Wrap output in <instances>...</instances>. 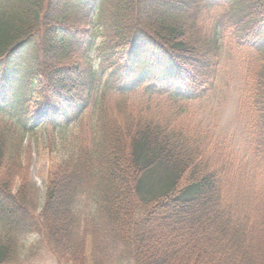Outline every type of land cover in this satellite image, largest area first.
I'll return each instance as SVG.
<instances>
[{
  "label": "trees",
  "instance_id": "obj_1",
  "mask_svg": "<svg viewBox=\"0 0 264 264\" xmlns=\"http://www.w3.org/2000/svg\"><path fill=\"white\" fill-rule=\"evenodd\" d=\"M202 4L226 12L205 27ZM225 30L237 46L264 50V0H0V111L20 133L39 122L65 130L88 107L102 115L92 149L64 162L66 174L48 183L39 215L21 184L18 194L12 182L0 185V264H21L16 239L27 233L49 235L51 253L70 262L62 237L74 224L70 184L88 173L122 261L264 264V166L260 188L227 194L235 163L219 160L208 133L179 118L182 103L215 79ZM69 51L74 63L61 66ZM251 84L255 158L264 161V65ZM139 87L147 108L127 111ZM108 93L122 97L116 119L107 116ZM3 145L0 139V169Z\"/></svg>",
  "mask_w": 264,
  "mask_h": 264
},
{
  "label": "rangeland",
  "instance_id": "obj_2",
  "mask_svg": "<svg viewBox=\"0 0 264 264\" xmlns=\"http://www.w3.org/2000/svg\"><path fill=\"white\" fill-rule=\"evenodd\" d=\"M224 8V6L212 5L211 8L204 9L200 21L205 27L212 26L216 19L226 12ZM80 26L82 29L85 27ZM225 31L220 65L215 79L193 101L182 103L184 112L179 118L181 123L189 120L194 130L201 134L208 133L207 140L213 146L210 151L219 160L225 157L235 163L237 170L233 168L229 174H226L225 183L228 186L227 194L236 195L243 187L241 185L248 187L254 185L258 188L262 185L263 178L260 172L264 161L255 158L257 153L254 149L255 133L251 128L252 117L249 115L247 98L253 74L259 66L264 65V50L255 51L239 47L231 40V30ZM74 61L69 51L68 58L62 59L61 66H70ZM34 97L38 98V95ZM95 97L99 98L100 93L96 91L92 99ZM120 98H122L120 95L107 94L105 101L108 105V117L114 119L120 117L115 111ZM156 98L159 96L156 95ZM147 101L145 89L139 87L130 92L131 105L127 111L139 112L140 107L145 110ZM151 105L152 108H156L157 103ZM100 116L102 115L99 107L95 110L89 107L80 114L79 120L65 130H58L41 123L42 125L33 128L29 133L23 134L18 131L15 126L18 123L9 111H0V139L5 144L3 145L4 163L0 169V185L6 184L7 181L12 182L14 185L12 193L18 194L17 189L21 184L20 191L24 188L29 192L32 197L33 213L39 215L43 206L41 204L44 203L49 192L48 183L55 175L66 174L64 162L68 161L70 164L73 159L76 162V159L80 160L82 154L92 149L98 132L97 119ZM21 168L22 173H19ZM79 169L82 168L78 167L76 171ZM242 172L244 176L237 177ZM69 177L71 179L72 174H69ZM81 179L82 182L78 185L70 184L69 201H71L70 208L73 212L71 216L74 224L67 236L62 234L71 256L70 262L66 264H130L125 259L122 261L120 245L115 242L116 245L113 246L116 232L113 230V223L107 218L108 215L101 211L102 201L99 194L101 189H98L97 179L89 173ZM48 236L27 233L17 237L16 246L19 247L18 258L21 264H60L58 258L49 249L52 245Z\"/></svg>",
  "mask_w": 264,
  "mask_h": 264
}]
</instances>
